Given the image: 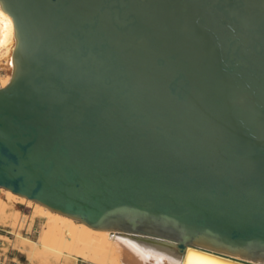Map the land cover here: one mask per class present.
Here are the masks:
<instances>
[{"label":"water","instance_id":"95a60500","mask_svg":"<svg viewBox=\"0 0 264 264\" xmlns=\"http://www.w3.org/2000/svg\"><path fill=\"white\" fill-rule=\"evenodd\" d=\"M0 187L183 255L264 264V0H0Z\"/></svg>","mask_w":264,"mask_h":264},{"label":"bare ground","instance_id":"6f19581e","mask_svg":"<svg viewBox=\"0 0 264 264\" xmlns=\"http://www.w3.org/2000/svg\"><path fill=\"white\" fill-rule=\"evenodd\" d=\"M15 44L13 19L0 5V71L7 75L0 88L11 80ZM0 193V228L16 234V238L0 235L1 250L6 253L12 249L25 256L27 264H76L79 259L90 264H188L190 254L192 264H203L205 259L219 264H250L196 247H188L183 255L175 254L145 240L95 229L4 187H0ZM14 202L31 209V213L23 214ZM27 218L30 219L28 231L35 233V237L21 232Z\"/></svg>","mask_w":264,"mask_h":264},{"label":"crops","instance_id":"0c3cea01","mask_svg":"<svg viewBox=\"0 0 264 264\" xmlns=\"http://www.w3.org/2000/svg\"><path fill=\"white\" fill-rule=\"evenodd\" d=\"M0 235H7V236L13 237L12 234L7 229H4V228L3 229L0 228ZM2 246H3V241L0 239V264H2V262H4L5 264H27L21 258L23 255L14 252L12 249L6 252L7 253L6 254L1 250ZM76 264H90V263L82 259H79Z\"/></svg>","mask_w":264,"mask_h":264},{"label":"rangeland","instance_id":"374dc122","mask_svg":"<svg viewBox=\"0 0 264 264\" xmlns=\"http://www.w3.org/2000/svg\"><path fill=\"white\" fill-rule=\"evenodd\" d=\"M6 80H7V75H6L5 71H0V86H3L5 84V82H6ZM1 195L2 194L0 193V196ZM14 206H15V208L19 209L23 214L24 213H27V214H30L31 213V209L25 207L24 205H22L20 203L14 202ZM21 221H22V219H20V221H19L18 228H19V226H21L20 225V222ZM29 223H30V219L27 218V221L25 222V225L23 226V229L21 230V232L24 235H26V236L35 237L36 236L35 233L28 231V225H29ZM18 228L16 229V231H19ZM11 234H12L13 238H16V234L15 233H11ZM21 258L23 259V261H25L27 263V260H26L25 256H22Z\"/></svg>","mask_w":264,"mask_h":264},{"label":"snow or ice","instance_id":"6c2138e0","mask_svg":"<svg viewBox=\"0 0 264 264\" xmlns=\"http://www.w3.org/2000/svg\"><path fill=\"white\" fill-rule=\"evenodd\" d=\"M8 24H11V21H10V20L8 21ZM188 264H192L191 254H190V257H189ZM203 264H219V262H218V261H213V260L205 259V260L203 261Z\"/></svg>","mask_w":264,"mask_h":264}]
</instances>
